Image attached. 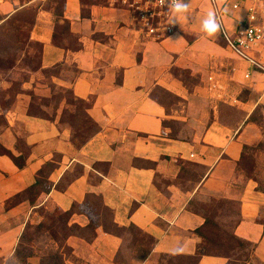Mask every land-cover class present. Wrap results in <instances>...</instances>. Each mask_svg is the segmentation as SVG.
I'll use <instances>...</instances> for the list:
<instances>
[{"label": "crops", "instance_id": "1", "mask_svg": "<svg viewBox=\"0 0 264 264\" xmlns=\"http://www.w3.org/2000/svg\"><path fill=\"white\" fill-rule=\"evenodd\" d=\"M27 8L39 67L23 91H68L82 106L60 98L41 116L27 112L22 94L0 127V264H53L31 244L24 256L16 250L43 213L63 212L65 227L81 230L60 245L49 238L57 264H157L159 256L197 253L193 264H235L202 251L205 215L191 205L212 199L235 204L231 234L250 245L245 264H264V152L254 155L252 174L238 168L244 149L262 139L249 117L264 103L263 75L244 79V64L203 37L148 38L111 1L0 0V20ZM227 63L232 72L218 73L232 89L220 99L205 77ZM78 117L93 127L81 141ZM191 166L197 173L185 178ZM91 198L106 223L90 211ZM130 231L152 240L142 255Z\"/></svg>", "mask_w": 264, "mask_h": 264}, {"label": "rangeland", "instance_id": "2", "mask_svg": "<svg viewBox=\"0 0 264 264\" xmlns=\"http://www.w3.org/2000/svg\"><path fill=\"white\" fill-rule=\"evenodd\" d=\"M87 0H83L86 2ZM98 3H108L111 1L114 5H120L119 0H94ZM210 11V7L205 0H191L189 12L190 19L188 21L182 18L175 25H170L169 31H164L162 37L155 40H161L164 37L178 31L187 40H193L203 37L206 40L213 41L219 46L224 47V42L218 33L215 36L207 37L200 31V22ZM32 8L23 9L13 15L0 20V127L7 124V119H10L11 108L16 103L17 98L22 94L24 99H28L27 112L31 114L49 116L53 114L54 104L60 98H64L66 102H72L77 109H80L82 103L71 99L68 91L65 93L53 90L50 97H37L31 90L23 91L22 83L27 82L33 74H38V45L27 40L28 29L32 22ZM196 21V22H195ZM192 25H199V29H193ZM262 60L264 61V49L261 50ZM227 60L232 61L230 52L226 50L224 56ZM228 70H224V69ZM215 72H224L228 75L232 72L230 63L227 66L217 65L210 69ZM209 70V71H210ZM221 76V75H220ZM223 78V76H221ZM264 78V75L262 76ZM231 79L228 81L226 91H230ZM247 93L245 88H241L239 95L245 96ZM43 108L46 109L43 110ZM229 113V112H228ZM259 125L262 139L256 145L244 149L243 157L239 163V169L242 174H252L255 167L254 155L259 152H264V103H260L253 114L249 117ZM74 135L78 141L83 140L92 130L93 127L85 121L84 118L78 117L76 124L73 125ZM196 167H187L185 169V178L193 179L197 173ZM92 208L90 211L100 214L102 220L108 221V213L101 209L97 200L90 199ZM194 209L202 212L207 218L205 227L201 230L205 247L210 252L221 253L228 256L231 262L235 264H245L248 260L249 245L237 243L236 239L231 235V228L236 219V206L234 203H228L220 199H212L206 202H192ZM61 213H43L44 223L40 228L36 226L26 230L19 251L26 255L29 252L27 245H32L35 249H44L49 257L56 256V251L53 250V244L49 238H54L57 244H61L63 237L70 232V229L64 227L63 217H59ZM75 232V231H74ZM79 233V231H77ZM120 232V231H119ZM123 232V231H122ZM121 232V233H122ZM128 232V231H127ZM130 233L139 240L141 246L138 250L140 254L144 253L148 246L144 237L137 235L136 232ZM63 252L67 250L63 249ZM121 256H117L119 261ZM157 264H190V260L182 257H157Z\"/></svg>", "mask_w": 264, "mask_h": 264}, {"label": "built area", "instance_id": "3", "mask_svg": "<svg viewBox=\"0 0 264 264\" xmlns=\"http://www.w3.org/2000/svg\"><path fill=\"white\" fill-rule=\"evenodd\" d=\"M210 10L215 9L221 30L218 35L231 54L244 64L242 77L250 72L264 75V0H205ZM128 10L135 29L155 40L169 31V12L156 0H119ZM205 88L214 96L222 98L227 81L219 73L209 71L205 77Z\"/></svg>", "mask_w": 264, "mask_h": 264}, {"label": "clouds", "instance_id": "4", "mask_svg": "<svg viewBox=\"0 0 264 264\" xmlns=\"http://www.w3.org/2000/svg\"><path fill=\"white\" fill-rule=\"evenodd\" d=\"M159 6L169 12L168 22L175 25L182 18L185 21L190 19V0H156ZM221 30L217 12L215 9L208 11L200 22V31L207 37L215 36Z\"/></svg>", "mask_w": 264, "mask_h": 264}, {"label": "trees", "instance_id": "5", "mask_svg": "<svg viewBox=\"0 0 264 264\" xmlns=\"http://www.w3.org/2000/svg\"><path fill=\"white\" fill-rule=\"evenodd\" d=\"M2 151L4 152V150L2 149ZM36 184V183H35ZM30 189H32V187H30V188H28L26 191H28V190H30ZM224 201V200H223ZM104 211H106V210H104ZM61 216H59V217H63V223H64V227H65V220H66V217L68 216V212H63V213H61L60 214ZM206 221H207V218L205 217V220H204V223H205V225H206ZM42 224L43 223H39V224H37L36 225V228H40L41 226H42ZM204 228V227H203ZM79 230H81L79 227H77V226H71L70 227V232H76V231H79ZM200 234H201V237H202V239H203V236H202V233H201V231L199 232ZM232 235V234H231ZM142 237H144V239H146V241H147V243H151L152 242V240L149 238V237H147V236H145V235H142ZM232 237L233 238H235L233 235H232ZM236 239V241H237V243H240V244H243V245H249L247 242H244V241H241V240H239V239H237V238H235ZM250 250V245H249V249H248V251ZM17 252H16V254H17V256H24V254H21L20 253V251H19V249H17L16 250ZM203 252H210L209 250H207L206 249V247H205V245L203 246V250H202ZM199 255V253H197V255H195V256H192V257H187V258H185V259H187V260H190V264H193L194 262H195V260H196V258H197V256ZM51 260L53 261V264H57V262H56V260H55V257L54 256H51Z\"/></svg>", "mask_w": 264, "mask_h": 264}]
</instances>
